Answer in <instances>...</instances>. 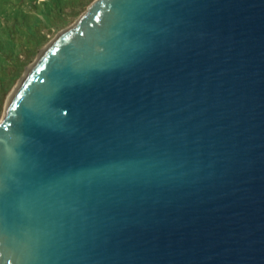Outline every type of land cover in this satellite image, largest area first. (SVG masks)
<instances>
[{
    "label": "water",
    "instance_id": "95a60500",
    "mask_svg": "<svg viewBox=\"0 0 264 264\" xmlns=\"http://www.w3.org/2000/svg\"><path fill=\"white\" fill-rule=\"evenodd\" d=\"M0 264H264V0H96L0 123Z\"/></svg>",
    "mask_w": 264,
    "mask_h": 264
},
{
    "label": "rangeland",
    "instance_id": "374dc122",
    "mask_svg": "<svg viewBox=\"0 0 264 264\" xmlns=\"http://www.w3.org/2000/svg\"><path fill=\"white\" fill-rule=\"evenodd\" d=\"M96 0H0V123L7 101L59 34ZM44 52V53H43Z\"/></svg>",
    "mask_w": 264,
    "mask_h": 264
},
{
    "label": "bare ground",
    "instance_id": "6f19581e",
    "mask_svg": "<svg viewBox=\"0 0 264 264\" xmlns=\"http://www.w3.org/2000/svg\"><path fill=\"white\" fill-rule=\"evenodd\" d=\"M48 50H49V48H48ZM48 50H46L45 53L43 52L44 54H43V56H41V59H44V58H45V56H46L47 53H48ZM32 68H33V67H31L30 70H32ZM30 70H29V72L26 74V78H23V80H22V82H21V84H20V87H19V88H16V89L13 91V93L9 96L8 101H7V111H8V112H9V110L12 108V106L15 105V103H16V101H17V99H18V96H19L21 90L23 89L24 83H25V81L27 80V78H28L29 75H30ZM8 112H7V114H8Z\"/></svg>",
    "mask_w": 264,
    "mask_h": 264
}]
</instances>
